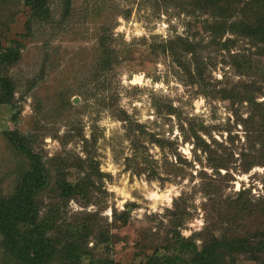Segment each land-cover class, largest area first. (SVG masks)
I'll return each instance as SVG.
<instances>
[{
    "label": "rangeland",
    "instance_id": "obj_1",
    "mask_svg": "<svg viewBox=\"0 0 264 264\" xmlns=\"http://www.w3.org/2000/svg\"><path fill=\"white\" fill-rule=\"evenodd\" d=\"M16 4L21 1L7 0L0 10L1 45L4 47L6 39L14 37L23 43L20 59L8 70L16 85L13 97L9 104L0 105V179L4 191L12 185L20 163L6 146L4 130H17L23 135H34L32 146L44 161L79 155L97 169L91 175V193L87 197H71L60 207L66 210V218L78 212L97 213L100 222L120 238L111 251L115 264H143L140 256L134 255L138 244L154 249L164 235L161 223L168 221L165 210L172 208L173 200L180 195L183 199L179 204L185 205L187 212L181 234L188 236L203 228L210 217L206 211L209 207L202 205L208 196L200 190L199 173L211 172L203 166L204 156L199 155L202 162L184 167L179 175L168 174L162 165L166 150L149 142L147 133L174 140L176 151L189 160L193 158L192 144L182 143L178 118L197 128L207 127L216 144L205 138L213 146L222 142L220 151L229 156L233 153L232 171L239 164V153L248 149L250 134L239 118L248 116L251 107L246 102L232 104L228 99L204 96L189 84L177 62L152 50L155 43L176 35L206 43L207 32L202 28L206 15L194 12L191 0H71L70 16L58 24L63 0H49L54 22L24 38L20 34L26 31L28 10ZM228 33L220 39L221 44L226 38L235 37ZM103 36L109 37L118 63L107 73L96 75L93 63L100 54L98 38ZM230 45L229 51L215 44L200 49L208 88L212 84L218 89L251 83L252 87H260V92L253 95L264 104L261 50L239 37ZM233 52L251 56L250 75L237 72ZM189 55L178 59L188 60ZM169 107L175 113L169 114ZM135 124L141 129L132 133L128 127ZM133 135L157 160L162 178H149L146 171L136 174L135 164L141 154L138 151L136 159L132 157ZM177 168L178 164L172 170ZM49 171L54 179V171ZM234 171V179L224 186L222 195L234 196L243 187L250 189L252 202L259 199L263 194L264 166L256 164L245 173ZM67 173L68 181L83 174L72 166ZM43 197L48 201L46 194ZM122 211L128 220L126 225L118 226L113 217ZM200 242L197 237L198 247ZM234 264L259 263L238 256Z\"/></svg>",
    "mask_w": 264,
    "mask_h": 264
},
{
    "label": "trees",
    "instance_id": "obj_2",
    "mask_svg": "<svg viewBox=\"0 0 264 264\" xmlns=\"http://www.w3.org/2000/svg\"><path fill=\"white\" fill-rule=\"evenodd\" d=\"M6 1L0 0V10ZM20 1L21 4L16 6L23 5L28 10L26 31L20 36L29 38L40 27L54 22L49 0ZM191 1L194 12L197 11L200 16L206 15L202 27L207 32L206 43H203V39L193 41L188 36L176 35L155 43L152 50H158L156 53L169 56L177 62L189 84L196 86L197 91L204 96L228 99L232 104L246 102L251 107L248 116L239 118L250 134L247 137L249 150L239 153L240 161L233 171L245 173L256 164L264 166V104L253 95L260 92V87H252L250 83L218 89L212 84L208 88L205 62L200 51L214 44L229 51L230 44L239 37L254 43L261 50L260 55L264 56V0ZM70 3L71 0H63V12L58 24L70 16ZM227 32L235 37L230 36L221 44L220 39ZM6 41L4 47L0 42V105L9 104L13 97L16 85L8 70L20 59L23 44L21 38L14 37ZM98 46L100 54L93 63V73L96 75L107 73L118 63L117 56L110 48L109 37H99ZM183 54H190L189 59L180 61L178 58ZM231 57L240 75L251 74L252 59L249 54L233 52ZM168 112L175 113L171 107ZM178 122L182 143L192 144V159L188 160L176 151L174 140L150 132L147 133L149 142L166 150L162 165L165 168L163 171L168 174L179 175L184 167H193L194 162H202L199 155L204 156L203 166L211 172L200 171L199 186L208 196V201L202 205L203 208L209 207L206 211L210 220L207 219L200 230L183 236L181 227L187 212L185 205L179 204L183 199L180 195L173 200L172 208L165 210L168 221L161 223L165 227L161 240L152 250L138 244L134 255L140 256L143 264H234L238 256H246L264 264V181L263 194L254 202L250 199L249 188L241 187L234 196H223L224 186L234 179L230 167L234 162L231 159L233 153L229 156V153L220 151L222 142L213 146L205 138L207 136L216 144L207 127L201 125L197 128L191 122L179 118ZM128 128L134 133L141 126L135 124ZM4 131L6 146L20 163L17 175L7 191H4L0 179V264H115L111 251L120 238L100 222L97 213L78 212L66 218V210L60 207L71 197H87L91 193V175L97 173V169L89 164L91 161L79 155L74 158L57 156L44 161L32 146L34 135H23L17 130ZM135 136L131 139L132 157L136 159L138 151L141 154L135 164L136 174L146 171L150 174L149 178H162L159 177L157 160L144 150L142 142ZM84 150L87 152L85 147ZM177 164L180 168L172 170ZM71 166L83 173L81 178L68 181L66 175ZM50 169L54 171V179ZM221 169L225 172L221 173ZM43 194L47 195L48 201H44ZM210 213H214L213 217ZM113 219L118 222V226H123L127 223L128 215L122 211L119 216L115 213ZM197 237L201 240L200 247L195 243ZM89 242H92L91 245Z\"/></svg>",
    "mask_w": 264,
    "mask_h": 264
}]
</instances>
